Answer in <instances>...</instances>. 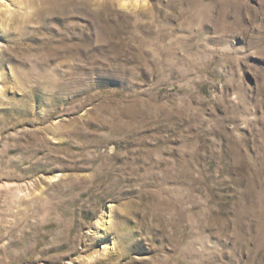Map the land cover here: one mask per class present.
<instances>
[{
	"label": "rangeland",
	"instance_id": "1",
	"mask_svg": "<svg viewBox=\"0 0 264 264\" xmlns=\"http://www.w3.org/2000/svg\"><path fill=\"white\" fill-rule=\"evenodd\" d=\"M0 264H264V0H0Z\"/></svg>",
	"mask_w": 264,
	"mask_h": 264
}]
</instances>
